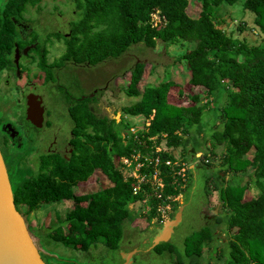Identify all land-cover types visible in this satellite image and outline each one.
Instances as JSON below:
<instances>
[{
  "label": "trees",
  "instance_id": "1",
  "mask_svg": "<svg viewBox=\"0 0 264 264\" xmlns=\"http://www.w3.org/2000/svg\"><path fill=\"white\" fill-rule=\"evenodd\" d=\"M28 1L33 5L39 0H5L2 4L0 69L9 65L15 42L22 45L13 19L20 18ZM197 1L200 11L197 17H192L186 12L188 0H71L79 18L70 22V35L60 31L48 33V39L54 36L66 44L65 53L46 69L49 79H53L51 67L65 62L96 64L122 55L137 43L154 47L160 40L166 46H182L185 42L193 45L176 58L184 72L190 71L184 85L180 81L182 74H175L139 90L144 64L136 62L129 70L128 84L123 89L128 96L139 97V100L121 110L123 115L143 119V126L135 136L126 138L117 133L113 128L115 119L109 120L89 109V103L96 96H79L76 108H68L75 144L70 159L48 163L43 158L40 172L13 187L16 208L26 215L64 199L88 201L87 205L77 204L64 220L57 215L58 224L49 233L53 240L83 251L99 241L117 249L124 220H132L130 203L146 200L151 206L149 220L160 216V208L166 205L175 211L184 183L178 171L183 166L168 150L156 147L163 140L169 149L184 145L182 136L190 129L195 126L200 131L211 122L204 117L207 111L214 118V127L211 123L209 126L212 130L210 146L213 149L222 145L226 150L222 157L223 171L235 175L247 173L259 189V193L249 199L244 197L246 185H240L237 180L219 189L221 199L229 207L224 221L227 232L232 235L227 264H264V41L258 44L239 41L225 33L224 20L215 16L220 5L233 6L240 2L242 11L252 14L254 28L264 36V0ZM156 12L161 20L153 25L152 14ZM41 52L43 61L45 51ZM152 67L148 73H152ZM189 88H198L203 96L199 92L192 93ZM219 102L222 105L216 106ZM148 119L149 124H146ZM189 140L193 149L200 146L196 136ZM211 148L205 147L210 152L203 156L206 159L203 168H208L209 157L215 156ZM249 151L251 158L246 156ZM122 158L131 161L132 168L140 164L139 177L124 176ZM96 170L112 185L76 195L74 187L85 183ZM156 172L162 187L154 190L151 179ZM212 175L223 179L220 171ZM141 177L144 180L139 182ZM214 184L216 189L217 183ZM134 186H139L136 193ZM222 221L216 218L217 224ZM198 234L197 242H189L184 252L193 257L189 264H200L198 257L204 242L214 237L209 226Z\"/></svg>",
  "mask_w": 264,
  "mask_h": 264
},
{
  "label": "rangeland",
  "instance_id": "2",
  "mask_svg": "<svg viewBox=\"0 0 264 264\" xmlns=\"http://www.w3.org/2000/svg\"><path fill=\"white\" fill-rule=\"evenodd\" d=\"M4 1L2 0L1 4ZM199 11L200 4L198 1L188 0L187 14L197 17ZM25 16H28V19L31 20L32 32L29 42H37L38 44L37 48L34 47L30 53L32 58L28 59L29 62L33 59L30 72H45V74L47 73V80V78L49 79V74L46 69L53 66L54 62L66 51V44L63 39H57L54 36L48 39L47 35L53 31H60L64 35L69 36L71 32L70 22L78 19L79 15L71 0H39L37 3L28 6V12ZM215 16L220 21L224 20L222 28L225 33L232 34L239 41H244L248 44H258L264 41V36L254 28L252 14L242 11L240 2L233 6L220 5L215 12ZM154 17L157 18L156 15ZM31 46H34V44ZM191 47L193 45L186 42L182 46H166L160 40H157L154 47H147L144 43L133 44L118 57H110L96 64L84 62L75 68H68L66 73L68 71L67 74L70 75L69 80L74 79L76 87L73 88L71 83H66L63 80L61 82L65 84L66 89L75 93L78 97H94V91L97 89V98L91 102V104L97 102V105H90L93 108V112L99 116H107L109 120L115 119L116 121L113 123L114 130L128 138L135 136L138 130H140L139 128L143 126L142 118L122 114L121 109L123 106L134 104L139 100V97L128 96L123 89L128 84L129 70L136 62L144 64L142 78L138 84L139 90H142L143 86L148 83L158 84L165 78L172 77L175 74H182L180 81L184 85L190 77V71L184 72L182 63L176 60V58L184 53L186 48ZM35 48L36 50H34ZM42 49L45 51L43 61L40 54L42 53ZM58 63L60 64V62ZM151 65H153V71L152 73H148ZM49 69L53 74V79L49 80L53 82H46L44 85L37 84L35 88L39 94L43 95L47 108L46 121H48L49 126L47 129L43 127L44 130L42 132L50 138H52V135H58V143L56 144L58 147H61L63 140L68 138L72 120L64 106L63 98L65 92L58 89V86L54 84V82L58 83L55 78L59 75L60 71L57 70L56 72L53 67ZM14 86V79L6 83L2 74H0V145L13 187L26 178L36 175V171L40 168L41 160L43 159L42 157L39 158V156L43 155V150L45 149V147L44 149H40L36 138L32 136H28V143L25 141L20 148H13L12 150V148H9L5 144V141L8 140L3 138V135H5L3 125L12 124L18 129L24 130H26L24 125H27V120L24 118L26 113L24 110L26 109L23 96ZM189 90L192 93L202 92L198 88H189ZM201 95L203 96V93ZM19 98L21 102L18 101ZM203 102L204 100L201 104ZM215 105L221 106L222 103L219 102ZM206 112L204 117L211 120L210 123L212 125L207 123L200 131L194 126L188 134L182 136L183 141H185L184 145L169 149L165 146V140H163L160 146L156 147L157 150H168L176 158L180 166H183L178 171V175L184 179V183L181 185L182 192L177 196V199L179 200V205L183 204L184 208L182 220L174 229L170 240L156 245L155 251L150 250L147 252L141 259L142 264H189V260L193 257L189 256V258L184 253L185 249L189 242L196 243L200 235L198 232L208 226L214 231V237L211 241L204 242V247L200 257H198V261L200 264H227L230 251L228 243L232 240V235L227 232L226 222L224 221L225 214L227 213L226 209L229 207L221 199L219 189L237 180L240 185H246L247 187L244 194L245 199H249L253 194L259 193L258 187L253 185V178L249 179V174L235 175L234 172L223 171L222 157L225 155L226 150L222 145L216 146L213 149L211 148L209 135L212 130L209 129V126L214 127V118L211 113L207 114ZM117 113L119 115H116ZM121 114L123 115L122 118ZM17 120L21 122L19 126L14 122ZM24 121L23 125L22 122ZM146 124H149V119L146 121ZM32 133L34 134V131ZM192 136H196L200 141V146L196 149H193L189 140ZM207 145L214 152L215 156H210V166L203 168L201 166L206 161L203 156L210 152L205 149ZM246 156L251 158L252 152L249 151ZM137 157L138 155L134 158L136 159ZM44 159L48 163L52 162V160H49L50 158ZM122 162L124 165L121 166V169L125 177L130 175L139 176L137 171L140 168V164H136L132 168L131 161L128 159H122ZM219 171L223 176L222 180L212 175ZM156 176L157 172L151 179L154 190L162 186L161 180ZM214 183H217L219 188L215 189ZM111 185L112 183L101 171L96 170L90 179L85 183H80L75 190L84 193L91 190L92 193L96 191L95 189H100L102 186L109 187ZM71 201H65L66 205L61 204L60 201L56 205L49 204L42 206L28 215L22 212L26 223L32 228L34 234H31L34 242L42 250L41 253L47 264H84L88 259H92V261L96 259L95 261H97L96 254L107 249V246L99 241L95 245L90 246L87 251L77 250L72 245L66 246L49 237V233L58 224L57 215H60V220H64L67 215L66 213L72 209ZM128 207L132 211V220H124L120 243H127L129 247L132 244L128 241L136 242L138 240L136 236L140 233H145L146 235L155 234L157 229L165 221L171 219L177 211V209L173 211L171 207L166 209V205L160 208V216L156 215L149 220L148 214L151 206L146 200L130 203ZM21 210L23 211L24 209ZM209 210H215L217 214H208ZM217 217L223 220L221 224L216 223ZM188 237L191 240L187 241ZM103 262L110 264V261L107 259Z\"/></svg>",
  "mask_w": 264,
  "mask_h": 264
},
{
  "label": "flooded vegetation",
  "instance_id": "3",
  "mask_svg": "<svg viewBox=\"0 0 264 264\" xmlns=\"http://www.w3.org/2000/svg\"><path fill=\"white\" fill-rule=\"evenodd\" d=\"M2 0H0V10H1V4ZM30 1H28L25 5V9L20 13V18H14L13 21L15 23V27H16V31L20 40V43L22 44L21 46H18V44L15 42V46L13 49V52L10 56V63L8 66L0 69V74H2V77L4 78L5 82H9L10 80L12 81L14 79V87L19 90V92H21L22 96H23V100H24V105H25V109H27V97L30 95L32 98V104L34 107V112H32V120L28 119L25 113V120L27 125H24L22 122V124L26 127V130L24 129H18L17 127L13 126L12 130L13 132V137H10V132H7L6 130L4 132L5 135H3L4 139H7L8 141H5V144H7L9 146V148H20L23 143L25 141H27L28 136H32L36 138L37 144L39 145L40 149H45L43 150V155H40L39 158H46L52 161L55 160H69L71 154L73 153L75 146H74V142H72V140L74 139V130H73V120H72V125L69 131V135L68 138H66L65 140H63V144L61 145V147H58V145L56 143H58V135L56 133L57 136L52 135V138H50L49 136L45 135L42 131L44 130L43 127H45V129L48 128V121H46V113H47V108L45 105V101H44V97L42 94H39L36 91L35 86L37 84L40 85H44L46 84V82H53L51 80H49L47 77V73L45 74V72L42 71H37V72H30V69H32V64H33V59L32 61H28V59L32 58L30 56V53L32 52V49L34 47H36V43L37 42H29V38L32 32V28H31V24H30V19H28V16L26 17L25 14L28 12V6L30 5ZM32 5V4H31ZM25 13V14H24ZM34 46H31L33 45ZM62 66V67H61ZM59 67H53L55 68V71L57 72V70H59L60 72L58 73L59 75L56 76L55 80L58 81V83L56 84V82H54V84L56 86H58V89L62 90L63 92H65V96L63 98L64 100V106L68 112L69 115V111L68 108L72 107L73 109L76 108V102L79 99V97L75 94L72 93L70 90L66 89V87L64 86L65 84H63L61 82V80H63L66 83H71L72 87H76V83H74V79H70L69 77L70 75H68V71L66 73V70L68 68L71 67H76L79 66V64L74 63V62H65L64 65H61ZM23 67V70H22ZM38 67V66H37ZM63 69H61V68ZM48 70V68H47ZM64 72H63V71ZM21 83H19V82ZM26 90V92H24ZM94 96L98 95V90L96 89L94 91ZM34 96H36L34 98ZM93 98V96H92ZM19 102H21V99H18ZM94 104V105H93ZM91 104V102L89 103V106H95L97 105L96 103ZM75 105V106H74ZM32 107V108H33ZM92 112H93V108L90 106L89 108ZM26 110H24L25 112ZM39 113L41 114V123L40 125L36 124V121L39 118ZM70 116V115H69ZM16 122V125H20V120L14 121ZM32 131H34V134L32 133ZM57 132V130H56ZM53 134H55V132H53ZM53 141V142H52ZM48 142V144H47ZM28 143V141H27ZM55 145H57L56 147H54ZM11 150V151H12ZM0 151L2 154V157L4 159L5 165H6V161H5V157L3 155V150L2 147L0 145ZM47 167H50V165H47ZM8 174H9V170L8 167L6 165ZM41 166L40 168H38V170L36 171V174L38 172H40ZM94 174V173H93ZM93 175H91L89 177V179L92 177ZM9 179L11 182V178H10V174H9ZM92 182H95L94 180ZM12 185V183H11ZM79 184H77L74 187V192L76 195H85V194H89L91 193V190L89 192H81V191H77L75 190L76 187H78ZM105 187H101V189L106 188ZM13 188V186H12ZM96 191L99 189H95ZM72 200V201H71ZM65 201H71L72 202V209L78 204V205H87L88 201L87 200H82L79 202H75L73 199H64L61 200V204H65ZM54 204V203H51ZM66 205V204H65ZM42 207V206H41ZM40 207V208H41ZM67 207V206H66ZM208 214L213 213V210H209V212H207ZM67 214V213H66ZM26 222V221H25ZM27 227L30 233L32 232V228L30 227V225L28 223ZM34 234V233H33ZM32 235V234H31ZM153 235H146L145 233H140L138 234L137 237V241L136 242H132V241H128L130 242L132 245L131 247H129L127 245V243L124 244V242L119 243V246L117 249H111L108 248L101 252H99L97 255V261H95L96 259H94L92 261V259H88L84 264H105L103 261L105 259L110 261V264H142L141 263V259L145 256V254L147 252H149L150 250L155 251V247L154 248H150L151 244H152V239H153ZM38 248V247H37ZM38 250L40 251L41 257L43 258L42 255V250H40L38 248ZM159 254V253H158ZM160 255V254H159ZM89 256V255H88ZM92 257V255H91ZM102 258V259H101ZM104 258V259H103ZM44 260V258H43ZM45 261V260H44ZM100 261V262H99ZM46 262V261H45ZM177 262V261H176ZM175 262V263H176ZM47 264V263H46Z\"/></svg>",
  "mask_w": 264,
  "mask_h": 264
},
{
  "label": "water",
  "instance_id": "4",
  "mask_svg": "<svg viewBox=\"0 0 264 264\" xmlns=\"http://www.w3.org/2000/svg\"><path fill=\"white\" fill-rule=\"evenodd\" d=\"M36 96H34L35 98ZM32 97H27L26 116L32 120L34 107ZM33 107V108H32ZM116 115H119L118 113ZM41 114L36 121L37 125L41 123ZM3 130L10 132L13 137L12 124L3 125ZM184 205L178 206L174 216L165 221L157 229L153 236L150 248H154L161 242L170 240L174 229L182 220V211ZM213 214L217 211L213 210ZM0 264H46L41 257L31 233L28 230L25 218L14 203L13 188L9 179V174L0 151Z\"/></svg>",
  "mask_w": 264,
  "mask_h": 264
},
{
  "label": "built area",
  "instance_id": "5",
  "mask_svg": "<svg viewBox=\"0 0 264 264\" xmlns=\"http://www.w3.org/2000/svg\"><path fill=\"white\" fill-rule=\"evenodd\" d=\"M155 15L157 16V18L154 17ZM160 20H161V19H160V17H159V15H158L157 12L152 14L153 25H156ZM157 161H158V159H156V162H157ZM166 163L169 164L168 161H167ZM154 175H155V174H154ZM154 175H153V176H154ZM138 177H139V176H138ZM143 180H144L143 177L139 178V182H141V181H143ZM161 187H162V186H161ZM138 189H139V186H134V187H133V192L136 193V192L138 191ZM158 197H159V195H158ZM164 207H165V206H164ZM169 208H170V206L167 205V208H166V209H169Z\"/></svg>",
  "mask_w": 264,
  "mask_h": 264
},
{
  "label": "crops",
  "instance_id": "6",
  "mask_svg": "<svg viewBox=\"0 0 264 264\" xmlns=\"http://www.w3.org/2000/svg\"><path fill=\"white\" fill-rule=\"evenodd\" d=\"M59 202H60V201H59ZM56 203H58V202H55L54 205H56ZM44 206H46V205H44ZM60 214H61V213H60Z\"/></svg>",
  "mask_w": 264,
  "mask_h": 264
},
{
  "label": "clouds",
  "instance_id": "7",
  "mask_svg": "<svg viewBox=\"0 0 264 264\" xmlns=\"http://www.w3.org/2000/svg\"><path fill=\"white\" fill-rule=\"evenodd\" d=\"M122 159H126V158H122ZM122 159H121V160H122Z\"/></svg>",
  "mask_w": 264,
  "mask_h": 264
}]
</instances>
